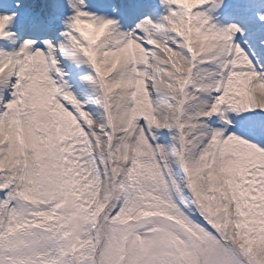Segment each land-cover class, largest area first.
Instances as JSON below:
<instances>
[{"label":"snow or ice","instance_id":"1","mask_svg":"<svg viewBox=\"0 0 264 264\" xmlns=\"http://www.w3.org/2000/svg\"><path fill=\"white\" fill-rule=\"evenodd\" d=\"M0 264H264V0H0Z\"/></svg>","mask_w":264,"mask_h":264}]
</instances>
